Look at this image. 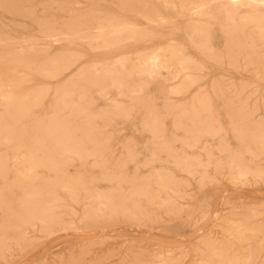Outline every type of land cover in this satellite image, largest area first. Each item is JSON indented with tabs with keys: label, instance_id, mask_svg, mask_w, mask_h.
<instances>
[{
	"label": "rangeland",
	"instance_id": "1",
	"mask_svg": "<svg viewBox=\"0 0 264 264\" xmlns=\"http://www.w3.org/2000/svg\"><path fill=\"white\" fill-rule=\"evenodd\" d=\"M197 1L0 0V264H264V1Z\"/></svg>",
	"mask_w": 264,
	"mask_h": 264
},
{
	"label": "bare ground",
	"instance_id": "2",
	"mask_svg": "<svg viewBox=\"0 0 264 264\" xmlns=\"http://www.w3.org/2000/svg\"><path fill=\"white\" fill-rule=\"evenodd\" d=\"M215 1V0H214ZM228 1V3L230 4V6H231V8L229 9V12L232 14V15H235L236 14V12H237V9L240 7V6H242V5H247V4H251V3H256V2H263L264 0H227ZM164 2H170V3H173L172 2V0H164ZM205 2H206V0H205ZM221 3V2H220ZM180 4H181V7H188L189 8V10L192 12V13H198L199 12V8H200V3L197 1V0H180ZM220 5V4H219ZM222 6V5H221ZM220 7V6H219ZM221 8V7H220ZM150 14H151V17H150V19L151 20H156V18L157 19H163L164 17L162 16V15H160L159 13H157L156 11H150ZM180 14V13H179ZM183 14V13H182ZM186 14V13H185ZM240 18H241V20H244L245 18H244V16H240ZM95 22V21H94ZM201 22H203V21H201ZM200 23V22H199ZM201 25V24H200ZM206 25V24H205ZM119 26V25H118ZM199 26V25H198ZM136 27V26H135ZM258 31V30H257ZM85 34V33H84ZM131 38V37H130ZM67 39V38H66ZM124 39V38H123ZM195 39V38H194ZM119 42V41H118ZM121 42V41H120ZM97 44V43H96ZM99 44V43H98ZM97 44V45H98ZM100 46V45H99ZM168 47V46H167ZM95 48V47H94ZM104 48V47H103ZM165 48V47H164ZM163 48V49H164ZM176 48V47H175ZM162 49V50H163ZM174 49V48H173ZM29 54V53H28ZM153 57V56H152ZM204 57V56H203ZM205 58V57H204ZM47 61V60H46ZM138 61V60H137ZM153 61L156 63V57L154 56L153 57ZM181 66H182V69H184V70H188L189 68H190V65H189V63L187 62V61H184V60H182L181 62ZM179 63V64H180ZM161 64V63H160ZM179 66V65H178ZM35 67V66H34ZM26 68V67H25ZM43 68V67H42ZM51 68V67H50ZM38 69V68H37ZM44 69V68H43ZM140 72H141V70H139ZM95 73V72H94ZM177 74V73H176ZM169 75V74H168ZM171 76H172V74H171ZM172 78H173V76H172ZM184 78V77H183ZM181 85V84H180ZM71 104H73V103H71ZM11 108V107H10ZM12 110V109H11ZM126 113V112H125ZM66 116V115H65ZM2 118V117H1ZM34 123H36V122H34ZM69 124V123H68ZM19 128H21V126L19 127ZM63 131V130H62ZM52 136V135H51ZM56 136H57V134H56ZM58 137V136H57ZM57 139V138H56ZM61 139V138H60ZM73 144V143H72ZM193 146V145H192ZM30 148H31V146H30ZM75 148H73V150H74ZM46 152V151H45ZM71 152V151H70ZM23 154V153H22ZM24 155V154H23ZM46 155V154H45ZM58 155V154H57ZM25 157V156H24ZM33 157V156H32ZM188 158V157H187ZM189 159V158H188ZM195 160V159H194ZM95 161V160H94ZM193 165V164H192ZM27 166H28V164H27ZM194 166V165H193ZM14 167V166H13ZM29 168V167H28ZM240 168V167H239ZM23 169V168H22ZM24 169H25V167H24ZM238 169V168H237ZM24 171V170H23ZM26 171H27V169H26ZM25 171V172H26ZM189 172H191V171H189ZM22 174V173H21ZM13 175H15V174H13ZM25 175V177H26V173L24 174ZM24 179V178H23ZM27 180H25V182H26ZM29 181V180H28ZM24 182V181H23ZM16 187V186H15ZM93 192V191H92ZM118 204V203H117ZM103 206V205H102ZM102 208V207H101ZM22 212H23V210H21ZM25 216L27 217V218H31V217H34V213L33 212H31L30 211V209H27L26 211H25ZM30 227V226H29ZM236 227V226H235ZM198 228V227H197ZM2 230V229H1ZM226 230V229H225ZM238 230H239V228H238ZM5 231V230H4ZM235 231V230H234ZM250 231V230H249ZM227 232V231H226ZM243 231H241V233H242ZM239 233H240V231H239ZM247 234V233H246ZM230 235V234H229ZM240 236V235H239ZM236 240V239H235ZM194 247V246H193ZM237 262V261H236Z\"/></svg>",
	"mask_w": 264,
	"mask_h": 264
}]
</instances>
